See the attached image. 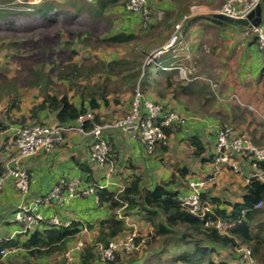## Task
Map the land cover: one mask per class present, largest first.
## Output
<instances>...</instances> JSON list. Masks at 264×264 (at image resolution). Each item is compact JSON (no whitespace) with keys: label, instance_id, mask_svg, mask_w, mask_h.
<instances>
[{"label":"trees","instance_id":"obj_1","mask_svg":"<svg viewBox=\"0 0 264 264\" xmlns=\"http://www.w3.org/2000/svg\"><path fill=\"white\" fill-rule=\"evenodd\" d=\"M93 1L40 0L37 4H29L26 0H0V33L67 29L78 25L75 23L87 27L75 36L70 34V40L63 42L68 45L75 39L77 46L64 52L50 49L56 57L48 72L40 69L28 71L30 78L24 81L23 89L34 91V97L38 101H34L27 111L23 110L22 95L16 88L17 80L4 82L5 77L0 79V100L4 103L0 117V135L17 125L57 123L73 126L76 119L84 114H90L92 117L84 124L86 131L93 125L112 124L130 114L136 87L144 97L160 104L164 110L174 111L163 103L168 97L177 101L183 97L203 98L206 101L209 99V102L216 100L206 82L186 81L180 78L177 70L163 69L170 67L172 63L174 66L171 67L184 64V59L175 57L173 51L186 46L184 36L188 27L181 28L183 42L156 59L161 65L158 67L152 62L145 63L149 54L146 48L138 49V35L123 32L115 25L117 18L113 11L117 7L122 8L125 16L134 15L125 10L128 0H97L96 3ZM81 16L85 17L84 21L79 18ZM99 22H104L105 27L100 26ZM170 28L172 26L167 28V33L172 32ZM91 30H102L104 34L96 37ZM97 46L104 48L101 50V57H97V53H90L94 52L92 49ZM4 49L9 51L5 52L8 57L11 51H20V43L2 42L0 53L5 51ZM108 49L115 50L116 53L122 50L126 52L109 59L105 58V51ZM259 52L264 56V51ZM65 55L66 62H62V56ZM129 96L131 101L126 99ZM234 106L235 111L252 112L236 103ZM108 111L118 113V116H105L104 112ZM238 119L234 115L227 124L231 125L235 132L243 133L233 126ZM224 125L221 124L219 129ZM183 127V124H173L163 128L164 139L155 145L151 154L157 149L161 152L167 151L169 139L181 134ZM250 135L247 136L254 144L264 146V136L256 139L254 134ZM135 138L139 140L137 133ZM14 140L15 137L12 140L15 146ZM186 145L191 150L192 158L210 167L214 158L213 149L207 147L198 136L189 137ZM2 153L3 148L0 147V177L4 174V162L13 156L12 154L2 163ZM117 160L116 153L111 148L107 164L117 163ZM240 161L246 167L249 166V157H242ZM92 166L101 170L93 164ZM258 168L264 173V161L258 164ZM224 170L233 172L226 166ZM208 172L206 170L203 177L208 176ZM188 175L189 168L182 166L177 168L167 181L159 182L151 188H146L142 177L138 175L124 179L123 189L94 188L93 197L98 206L96 210L105 208V218L96 222V225L72 221L67 226H51L45 219L34 229L24 234L19 233L15 239L1 241L0 251L17 250L20 253L5 257L0 254V264H18L14 258L19 255L22 257L23 254L25 256L22 257L21 264H39L40 260L45 261L55 253L64 255L84 227L91 231L94 226L96 235L91 242L83 244L78 261L79 264H99L96 245H107L110 241L134 232V228L127 225L125 219L137 216L149 228L145 233L135 232L138 249L130 254L117 253L115 260L106 264H229L221 252L227 253L235 264H243L244 259L240 252L242 248L250 250L257 264H264V180H250L245 183L240 201L234 203L213 196L211 187L207 188L209 184L201 194V201L210 206L214 216L207 214L204 218H199L177 201L178 196L187 191L189 180L185 179ZM182 179L185 183L179 182ZM82 180L89 187L98 184L91 178ZM214 182L211 185H214ZM259 202L262 203L261 208L255 209ZM208 217L234 222L235 225L228 234L222 235L215 228L205 226ZM52 264H65V260L63 258L62 261Z\"/></svg>","mask_w":264,"mask_h":264},{"label":"crops","instance_id":"obj_2","mask_svg":"<svg viewBox=\"0 0 264 264\" xmlns=\"http://www.w3.org/2000/svg\"><path fill=\"white\" fill-rule=\"evenodd\" d=\"M26 1L29 4H37L40 0ZM96 1L93 2L96 3ZM224 2L225 0H150L147 5L149 12L147 28L142 27V19L137 14L125 16L120 7H117L113 13L117 18L115 25H118L123 32L138 35L139 39L136 44L138 49L146 48L148 54L167 42L170 37L169 35L167 38V35L171 34L169 31L167 33L169 26H172L170 28L172 31L177 24H180L181 28L188 27L186 36H184L186 46L173 51L175 57L184 59L182 60L184 64L178 66L184 67L187 72H190L186 81H201L191 80L194 76L214 77V82L219 89L220 87L227 88L226 91L223 90L225 93L221 97L227 98V94L236 91L241 98L240 103L248 104L253 108V111L241 113L234 110V103H225L219 100L209 102V99L206 101L203 98L183 97L177 101L168 97L163 103L170 106L184 119V127L181 134L174 135L169 139L166 145L167 151L161 152L157 149L155 153L148 154L141 142L135 138L136 130L108 129L104 131L103 135L113 148L118 160L117 163L107 164L101 170L94 169L89 159L91 138L76 132H69L64 136V141L51 153H40L21 162L30 175L29 199L45 195L60 177L78 178L81 181H83L82 178L85 181L91 178L98 184L109 181L113 184L108 187L109 189H123L124 179L131 175H138L145 182V187L151 188L159 182L167 181L177 168L185 166L189 168V175L185 180L200 179L208 166L191 157V150L186 145V140L191 136H198L207 147L214 149L215 137L220 125L230 122L234 115L239 118L234 123L238 131L249 136L252 133L256 139L264 136V89L261 86L264 81V56L260 54L256 42L253 41V36L247 38L243 36L244 27L225 23L218 25L207 20L219 14L218 11ZM260 7L264 25V0L261 1ZM125 52L122 50L119 53ZM110 57H115V54L112 53ZM105 58H109L106 57V53ZM192 62L193 64H191ZM173 64L169 65L168 71L170 68H174L171 67L174 66ZM250 84L253 85L252 90L245 88V86L251 87ZM131 96L126 97L127 101H131ZM22 99L25 111L34 101H38L35 97L30 96H22ZM3 110L4 103L0 100V117ZM107 114L112 118L117 117L112 111L104 112L105 116ZM245 114H249L251 119H248ZM18 127L20 126H14L0 135V147L3 148L2 163L12 154H16L12 140L15 136V129ZM109 167L112 172L108 175ZM247 169L248 167L244 165V170ZM226 174L224 172L220 176V180L225 178L220 189L214 187L215 185L211 187L212 195L220 197L222 201L238 202L246 182L241 175L232 174L233 176L226 178ZM185 180L182 179L179 182L185 183ZM22 199L24 197L14 189L11 182L4 185L0 195V240L2 242L13 240L19 235V226L12 223L11 219L15 207ZM96 202L95 197L87 196L75 199L69 207L62 210L42 206L40 213L45 219L57 217L61 225L64 226L69 225L72 221L89 222L96 225V222L107 216L105 208L96 210L98 207ZM126 219L130 221L129 223L126 221V224L133 228L136 227L134 224H141L144 228H148V225L142 222L139 216ZM95 229L96 226H94V230L88 231L84 227L76 240L70 244L73 245L77 241L82 244L91 242L96 235ZM148 229L141 230V232L145 233ZM138 231L140 230L134 228V232ZM16 253H20V251L13 250L6 256ZM223 254L222 257L229 264H235L227 253ZM62 255L55 253L45 261L40 260L39 264L57 263L58 260L61 261ZM23 256L25 255L23 254ZM22 257L19 255L14 258V261L21 264ZM77 257V264H79V253Z\"/></svg>","mask_w":264,"mask_h":264},{"label":"built area","instance_id":"obj_3","mask_svg":"<svg viewBox=\"0 0 264 264\" xmlns=\"http://www.w3.org/2000/svg\"><path fill=\"white\" fill-rule=\"evenodd\" d=\"M90 1V0H88ZM150 0H128L125 10L141 16L142 27L147 28L149 23V13L147 5ZM262 0H225L219 14L233 20H243L253 12ZM244 37H256V44L259 51H264V25L244 27ZM183 42L181 36V25L177 24L167 42L160 48L152 51L147 55L145 63L152 62L156 66L161 65L156 59L167 53L170 49ZM167 70V68H163ZM182 79L188 80V73L184 67L177 66ZM169 69V70H170ZM191 80L205 81L216 100L225 103L241 104L235 96L221 97L218 93L219 87L210 79L200 76H194ZM218 90V91H217ZM253 111L251 106H246ZM90 114L79 116L73 126H63L57 123L48 125L27 124L15 129V149L16 154L9 157L3 164L4 174L0 177V195L4 185L11 181L14 189L21 194L24 199L15 207L11 222L19 226L18 233L24 234L28 230L37 227L43 220L44 216L40 213L42 206L55 207L64 209L70 206L73 200L87 196H94L95 189H105L113 185L109 181L104 184L87 186L78 178L60 177L52 188L43 196L28 198L30 179L28 171L22 166V161L34 157L40 153H51L55 148L64 141V136L69 132H76L83 136H89L91 142L89 145V159L95 168L103 169L109 161L111 146L104 138V131L108 129L123 130L134 127L139 141L144 146L145 151L151 154L155 145L164 139L163 128L173 124H183L184 119L171 110H164L160 104H155L148 98L144 97L141 90L136 87L133 92L131 112L129 115L116 120L112 124L93 125L90 130L84 129V124L91 119ZM213 162L208 169V176L200 179H191L188 181L187 191L178 196L177 201L182 207L189 210L190 213L199 218H204L207 214L214 216L212 209L205 201H201V194L207 185L211 184L219 175V170L229 167L235 174L245 178L247 183L250 180L263 181L264 173L258 168V164L264 161V146L254 144L245 133L235 132L233 127L225 124L218 129L216 134L215 145L213 149ZM249 157V166L244 170V165L240 159ZM112 170L108 168V175ZM26 198V199H25ZM262 203L255 205V209L261 208ZM47 224L51 226H60L57 217H51ZM235 225L234 222L210 218L205 221L206 227L215 228L220 234L226 235ZM1 243V240H0ZM83 248L80 241L71 245L64 254L65 264H75L77 255ZM138 249L136 244L135 232L110 241L107 245L97 244L96 255L99 264L113 262L117 253L130 254ZM11 251L1 250V256H6ZM243 264H257L248 249H241Z\"/></svg>","mask_w":264,"mask_h":264},{"label":"rangeland","instance_id":"obj_4","mask_svg":"<svg viewBox=\"0 0 264 264\" xmlns=\"http://www.w3.org/2000/svg\"><path fill=\"white\" fill-rule=\"evenodd\" d=\"M16 1L22 2V0H16ZM79 18H81V21L85 20L84 16H81ZM91 22H92V24L97 25V23H95L93 21H91ZM99 23H100V26L105 27L104 22H99ZM75 24L76 25L78 24V25L73 26L72 28L69 27L67 29H65V28H53V29H51L50 28V30H39L38 31V29L36 28L37 30H34V31L32 30L30 32H17V33L1 32L0 33V44L2 42H6V41L7 42L8 41H18L20 43V51L13 50V51H11L12 53H9L10 56H8V57L5 56L6 55L5 52H9L8 50L4 49L5 51H1V53H0V79L5 77L4 82H9V81L14 82L15 80H17L16 88L20 91V94L22 96H25V97H27V96L34 97L36 94L34 91H28L26 89H23L24 81L27 80L28 78H30L28 71H30L31 69H36V70L40 69V70H43V72H48L49 68L51 67L52 63L55 61V57H56V56L52 55L51 50H55V52H64V51L68 50L69 48H73V47L77 46L75 39L70 41V44L68 43V45H65L63 43L64 41L70 40L68 38V36L70 34L75 36V34H79L80 32H83L87 29V27L83 26V24H81V23H75ZM91 32H93V34L96 37H101L104 34V31H102V30L99 32H95V31L91 30ZM60 35H61V37H60ZM202 46L204 47V45H202ZM102 49H104L103 46H101V48L97 46L94 49H92V50H94V52H90V53H97V57H101L100 53H101ZM109 51H111V52H109ZM105 52H109V53H106V57H109V58H111L110 56L112 53L115 54V57H118L120 55L119 52L116 53L115 50H111V49H108ZM120 52H122V51H120ZM102 53H104V52H102ZM83 56H86V55H83ZM204 56H205V54H204ZM66 59H67V55L62 56V62H66ZM75 60L76 59L74 58V61ZM191 64H193V62ZM202 76H204V75H202ZM205 77L207 79H210L211 81L215 80V78L211 77V76L210 77L205 76ZM248 84L249 83L247 82V85ZM250 86L251 87L245 86V88H251V90H252L253 85L250 84ZM261 86H262V89H264V81H263ZM223 90L226 91L227 88H221L220 87V89H219L220 92L217 90L218 93L220 94V96L224 95L225 92H223ZM227 96H235L237 98V100L241 101V98H239L238 92H236V91L233 92L232 94H229V95L227 94ZM2 100H4V99L2 98ZM246 106H248V105H246ZM246 106H244V107H246ZM116 116H118V113H116ZM246 117L248 119H251L249 114L246 115ZM246 135H248V134H246ZM208 169H209V167L207 168V170ZM219 172H220L218 175L219 179L216 178L214 180L215 182L213 183L215 185L214 187H216L217 189L221 188L222 182L225 180V178L220 180V176L224 172L227 173L226 178L228 176H233L232 174H234V172L226 171V170H224V168H222V170H219ZM29 179H30V175H29ZM211 184L207 188L212 187L213 185H211ZM125 221H127L128 223L130 222L129 219H126ZM135 225H136V227H134V228L136 230L141 231V230H147L148 229V228H144L141 224H134V226ZM220 254L224 255L223 253H220ZM63 258H64V255H62V259ZM62 259H61V261H62ZM58 262H60V261L58 260ZM75 264H77V262Z\"/></svg>","mask_w":264,"mask_h":264},{"label":"water","instance_id":"obj_5","mask_svg":"<svg viewBox=\"0 0 264 264\" xmlns=\"http://www.w3.org/2000/svg\"><path fill=\"white\" fill-rule=\"evenodd\" d=\"M211 23H215L218 25L221 24H230L234 26H239V27H250V26H259L262 24V10L260 5L253 11L251 12L246 19L243 20H233L231 18H228L226 16H223L221 14H216L212 16V19H207ZM254 42H256V37L253 39ZM135 130L134 127H129L126 128V130Z\"/></svg>","mask_w":264,"mask_h":264}]
</instances>
